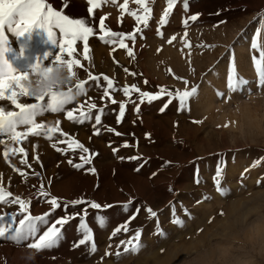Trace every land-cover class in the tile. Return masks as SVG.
I'll return each instance as SVG.
<instances>
[{
	"label": "rangeland",
	"instance_id": "obj_1",
	"mask_svg": "<svg viewBox=\"0 0 264 264\" xmlns=\"http://www.w3.org/2000/svg\"><path fill=\"white\" fill-rule=\"evenodd\" d=\"M47 2L72 18L86 19L95 29L89 37L90 59H84L83 42L76 45L74 56L81 66L74 70L80 79L91 72L101 77V83L107 75L117 88L135 83L141 91L158 94L161 88L183 93L197 87L198 94L179 110L176 99L167 103V95L150 103H141L135 92L131 98L120 91L103 97V90L92 82L87 97L80 96L66 106L78 109L75 115H79L88 111V103H96L91 119L74 123L66 112H47L37 122L59 128L51 140L29 136L16 144L5 137L9 149L24 147L28 155L10 152V159L5 160V145L0 144V185L13 197L30 200L32 215L49 212L51 196L62 205L83 198L112 207L88 208L85 219L93 232L95 252L87 244L74 246L82 238L77 216L64 226L59 244L50 249L36 251L27 242L20 245L0 239V264H264V88L257 87L258 69L264 71V0H186V6L185 0H177L163 25L160 20L167 0H147L152 9L147 27L129 14L145 15L136 0H127L126 8L121 7L125 0H98L92 14L88 0ZM193 15L195 21L190 19ZM101 17L112 31L137 36L134 44L125 41L134 58L127 55V49L99 40ZM5 35L10 51L4 57L20 73L30 72L38 60L47 66L59 52L58 44L42 28L20 37L7 30ZM230 72L248 80L247 88L229 91ZM18 102L35 101L20 96ZM120 102L126 109L117 123ZM0 105L18 111L10 101H0ZM100 108L105 109L102 122L95 125ZM109 127L121 135L108 132ZM61 133L78 140L89 152L57 151L67 149V143L58 142V138L67 139ZM81 155L91 156V163L81 169L68 163L69 159L82 163ZM133 156L140 159H128ZM23 158L31 167L20 163ZM218 167L224 169L221 185L227 191L223 195L214 184ZM41 185L49 197L41 195ZM124 204H128L127 211ZM84 207L62 206L48 220L78 212L83 215ZM149 207L157 217L149 216ZM9 213H19V205L0 203V215ZM98 213L106 217L104 226L97 223ZM174 219L183 220V226L173 223ZM9 223L6 216L3 224ZM124 223L129 231L122 229L113 237L115 228ZM45 227L41 225V232ZM137 229L141 230L139 252L124 253L120 241L133 237ZM161 229L166 235L159 234ZM117 252L122 255L117 257Z\"/></svg>",
	"mask_w": 264,
	"mask_h": 264
},
{
	"label": "snow or ice",
	"instance_id": "obj_2",
	"mask_svg": "<svg viewBox=\"0 0 264 264\" xmlns=\"http://www.w3.org/2000/svg\"><path fill=\"white\" fill-rule=\"evenodd\" d=\"M109 2V0H105ZM110 2L115 3L116 0H110ZM177 0H167V8L163 12L161 17L160 24L167 23V17L173 9V5ZM88 3L91 5L88 9L89 13H93V9L98 6V0H88ZM136 3L142 6L143 13L145 15H137L136 12H130L129 14L135 17L137 22L143 23L145 27L148 26V22L151 18L150 13L152 9L147 6V0H136ZM66 6V5H65ZM186 6V0H185ZM122 8L127 7V0L121 5ZM192 21L197 19V16L193 15L190 17ZM185 26L188 24V20L184 21ZM33 28H42L46 33L48 38L54 43L58 44L59 52L56 54L50 63L47 66L44 65L43 61H37L31 68L30 72L20 73L17 72L11 64L5 59L4 54L10 51L9 41L5 35V31L11 33L14 37L23 36L25 33H30ZM57 30L59 33V39L57 37ZM99 31L102 33L99 35V40L111 45H118L121 49H127V55L134 58V53L132 48L128 47L126 40L132 41L134 44L137 36L133 33H123L112 31L107 28L105 24V19L101 17L99 19ZM95 29L89 25V22L84 18H72L62 11H57L54 9L51 3H48L47 0H0V101H10L11 105L15 106L16 110H6V106L0 105V144L5 145L4 159H10L11 153H23L27 157L28 153L24 147H19L16 149H9L5 144V137L9 140L14 141L16 144H20L21 140H26L29 136L39 137L44 135L47 139L51 140L53 138V133L58 132V127H50L44 123H38L37 117L42 116L44 113H62L66 112L67 119L74 123H84L86 120L92 118V110L97 109L96 103H88L87 112L80 111L79 115H75L78 109L73 108L67 110L66 106L72 104L80 96L87 97V92L95 84V87L101 88L103 90V97L110 98V92L120 91L125 97L131 98L133 92L139 94V101L143 103L144 101L152 102L161 97V95H167L169 100L167 103H171L173 99H176L179 110H183V106L187 101L193 96L198 94L197 87H192L191 91H184L183 93L176 91L175 93L169 92L164 88L160 89L158 94H152L147 91H141L137 84L133 83L131 86H123L122 88H117L114 86V80L110 79L107 75L103 76V83H101V77L91 74L88 72L86 79H80L78 73L74 70L75 67L81 66V61L75 58L74 53H76L77 42L82 41L84 47V59L88 60L90 57L87 55L89 51V37L93 36ZM137 32H142V29H137ZM157 35L163 36V33L157 30ZM175 39V36L169 40V43ZM257 45L254 43L253 47ZM47 55L45 59H47ZM67 57V58H66ZM57 64H64L67 66L68 73L71 77H74L75 83L64 92L57 93L55 91L49 93L46 96H37L33 94L26 85V82L30 79V75L37 72L38 70H43L45 72L51 71V66ZM87 71V69H85ZM125 72H128V69H124ZM232 71H235V65L233 64ZM135 75V73H131ZM259 80L257 83L258 88H264V71L258 69ZM187 84V81H184ZM147 83V81H145ZM249 81L243 79L239 76H234L230 72L227 78V88L232 92H240L247 88ZM250 91V89H249ZM223 95V93H219ZM29 97L34 99V103H19V97ZM112 104H116L117 101L111 99ZM167 104L165 105V107ZM84 105L81 104L80 108H83ZM126 105L124 102L119 103V114L117 116V123H120L125 115ZM105 109L100 108L97 114L94 117L95 125H100L102 122V114ZM138 111V109H137ZM195 122V121H194ZM59 125V121L56 122ZM24 128L25 130L20 131L18 129ZM108 132H114L117 136L121 133L116 132L113 128H107ZM97 135L100 134L99 128L96 129ZM62 136L67 137L66 133H61ZM59 143H67V149H59L57 151H75L79 149L81 153H88L89 149L85 147L78 140L67 137V139H59ZM127 147L125 143L123 145ZM55 147V145H53ZM114 152L117 149L113 150ZM94 155V154H93ZM123 159V158H121ZM128 159L136 160L140 157H129ZM80 160L82 163L73 164L71 159L68 160L70 165H73L77 169L84 168L85 164L91 163V156L81 155ZM22 165H27L31 167L28 162V159L23 158L20 160ZM17 172H20V169H15ZM138 170V169H137ZM89 171L94 172L95 169L91 168ZM224 169L218 167L215 174V187L218 192L222 195L227 191L225 187L221 185V179L223 177ZM21 176H24L25 173L20 172ZM39 175V173H36ZM243 175V174H242ZM198 182V181H197ZM259 183V181H257ZM40 193L44 197H49L50 193L46 191L43 185L40 186ZM9 197H12L9 199ZM204 199H210V197H204ZM199 202V201H198ZM0 203L10 204V205H19V213H9L6 215H0V224H3V221L6 219V216L10 218L11 223L3 224L0 226V239H7L13 243L23 245L27 242V247L34 249L36 251H41L44 249H50L57 246L60 240L63 238V228L65 225L69 224L77 216L80 217L79 220V230L82 232V238H80L75 247L81 245H89V251H96V244L93 238V232L88 227L86 223V216L88 215V208L100 210L102 207H112V205H101L95 201H86L83 198L73 199L65 204H61L59 198L51 196L47 200V203L50 205V211L43 213L38 216H34L29 212V206L31 201L22 199L20 196L13 197L11 191H6L5 188L0 185ZM69 205H87L81 211L83 215L79 212L75 214H66L64 216L56 218L54 221L49 222L48 217L54 213L57 209H60L62 206L66 209ZM123 209L127 211L128 204L122 205ZM137 214L139 209L136 210ZM147 213L150 217H157L158 213L153 211L150 207L147 208ZM22 214V215H21ZM223 215V213H221ZM18 215L20 218L17 220ZM186 215L191 218V213H186ZM135 216H132L131 219H135ZM97 223L101 226H104L106 222V217L102 214H97L96 216ZM173 223L183 226L184 221L180 219H174ZM16 225L12 227V225ZM41 225L46 227L41 232ZM125 233L129 231L128 223H124L121 226L115 228L112 232V236H116L121 230ZM160 235H166L161 229L159 232ZM141 230L137 229L135 235L129 238L127 241L121 240L120 244L124 246V253L128 252H139L141 248L140 243ZM117 257L122 255V253L117 252Z\"/></svg>",
	"mask_w": 264,
	"mask_h": 264
},
{
	"label": "clouds",
	"instance_id": "obj_3",
	"mask_svg": "<svg viewBox=\"0 0 264 264\" xmlns=\"http://www.w3.org/2000/svg\"><path fill=\"white\" fill-rule=\"evenodd\" d=\"M74 79L69 75L66 65L57 64L51 66V71L38 70L31 74L26 85L33 94L46 96L53 91L57 93L66 91Z\"/></svg>",
	"mask_w": 264,
	"mask_h": 264
},
{
	"label": "bare ground",
	"instance_id": "obj_4",
	"mask_svg": "<svg viewBox=\"0 0 264 264\" xmlns=\"http://www.w3.org/2000/svg\"><path fill=\"white\" fill-rule=\"evenodd\" d=\"M25 63V62H24ZM53 122V121H52ZM42 123V122H41ZM49 123V122H48ZM38 143V146H40L41 144L39 143V142H37ZM36 147V146H35ZM39 148V147H38Z\"/></svg>",
	"mask_w": 264,
	"mask_h": 264
}]
</instances>
